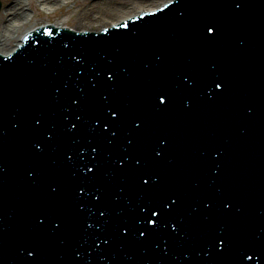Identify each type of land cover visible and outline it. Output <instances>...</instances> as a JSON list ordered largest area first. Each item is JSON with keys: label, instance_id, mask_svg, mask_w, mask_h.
Returning a JSON list of instances; mask_svg holds the SVG:
<instances>
[{"label": "water", "instance_id": "95a60500", "mask_svg": "<svg viewBox=\"0 0 264 264\" xmlns=\"http://www.w3.org/2000/svg\"><path fill=\"white\" fill-rule=\"evenodd\" d=\"M186 1L165 20L130 23L127 36L37 34L0 63V264H167L179 251L169 215L186 214L181 197L219 209L228 190L252 193L240 184L264 162V0ZM185 88L183 105L148 97ZM139 91L145 99L123 110L121 98ZM159 107L156 116H184L145 132L138 123ZM153 130L169 142L165 132L154 146L139 139ZM134 139L143 155L118 147Z\"/></svg>", "mask_w": 264, "mask_h": 264}, {"label": "bare ground", "instance_id": "6f19581e", "mask_svg": "<svg viewBox=\"0 0 264 264\" xmlns=\"http://www.w3.org/2000/svg\"><path fill=\"white\" fill-rule=\"evenodd\" d=\"M152 1L153 0H90L85 3V0H7L0 15V54L8 55L13 53L16 47L20 45L24 31L32 30L39 25L43 26L49 24L48 22L51 21L49 18L41 21L40 17L41 14H43V10L53 13H55L57 9L59 11H71L68 14L70 16H75L76 19L74 22L76 28L74 29L77 31H91L94 29L92 25L104 23L107 18L113 17V15H117L124 11L130 12L138 3L142 4L137 6L136 10L134 9V11L129 14L122 16L121 20L110 22V24H117L125 20V18L128 19L138 11H152L160 6L158 3L154 7L148 6L152 4ZM167 1L168 0H163L162 4ZM69 4H72L74 9L67 7ZM27 8L32 14L26 12ZM56 20L53 22V26L64 27L67 25L66 20L62 19V16L57 21ZM83 25H85V28H83ZM106 25L108 26L109 23ZM97 29H99V27H97Z\"/></svg>", "mask_w": 264, "mask_h": 264}, {"label": "rangeland", "instance_id": "374dc122", "mask_svg": "<svg viewBox=\"0 0 264 264\" xmlns=\"http://www.w3.org/2000/svg\"><path fill=\"white\" fill-rule=\"evenodd\" d=\"M88 1H90V0H85V3H87ZM92 1H94V0H92ZM95 1H97V0H95ZM165 1V0H164ZM6 2H7V0H0V4H1V7H0V15H1V13H2V11H3V8L5 7V4H6ZM162 3L163 2V0H153L152 1V4H146V5H148V6H152V7H154V6H156L157 5V3ZM142 4V3H141ZM140 3H138V4H136V6L134 7V8H132V10L130 11V12H132V11H134V9L136 10L137 9V6H139V5H141ZM69 8H73L74 9V6H72V4L69 6ZM28 14H32L31 13V11L30 10H28V8H27V11H26ZM71 11H67V10H61V11H59L58 9L55 11V13H53V12H51V11H47V10H43V14H41V21H43L44 19H46V18H49L50 20H51V22H55V20L57 19H59V18H61V16H62V19H64V20H66V24H67V26H69L70 28H76L75 27V16H70L68 13H70ZM129 11H124V12H122V13H119V14H117V15H113V17H110V18H107L106 19V21H104L105 23H104V25H106L108 22H114L115 20H118V19H120V18H122V16H125V15H127V14H129L130 13ZM53 13V14H52ZM64 16V17H63ZM69 16V17H68ZM56 20V21H57ZM96 26H98V25H96ZM107 26V25H106ZM87 27V26H86ZM83 28H85V25H83Z\"/></svg>", "mask_w": 264, "mask_h": 264}, {"label": "snow or ice", "instance_id": "6c2138e0", "mask_svg": "<svg viewBox=\"0 0 264 264\" xmlns=\"http://www.w3.org/2000/svg\"><path fill=\"white\" fill-rule=\"evenodd\" d=\"M237 7H239L238 4H237ZM209 30H211V29H209ZM215 87H216L217 89H219V88L221 87V84L216 83V84H215ZM159 99H160V104H164V103H165V99L163 98V96H160ZM112 114H113V116L116 115L115 112H113ZM77 119L79 120L80 118L77 117ZM38 123H39V121H38ZM72 127L74 128L75 125H73ZM71 130H72V129L70 128L69 131H71ZM113 135H115V133H113ZM109 143H111V141H109ZM35 147H38V145H35ZM93 151L95 152L96 149H93ZM156 155L159 156V155H160V152L157 151ZM92 167L95 168L96 165L93 164ZM91 170H92V168H89V169H88V171H91ZM145 183H147V182H145ZM79 191L83 192L84 189L82 188V189H80ZM97 199H99V197H97ZM225 207H227V205H225ZM100 215H101V216H106L107 213H106V211L104 210V211H102V212L100 213ZM159 215H160V212H159L158 210H156V209H152V210H151V216H156V217H158ZM146 223H147V224H150V225H155V226H157L158 221H157V220L154 221V220H152V219L147 218V219H146ZM172 224H173V223H172ZM93 226H94V225H93L92 223H88V228H92ZM173 227H174V228L176 227L175 224H173ZM140 235L143 236V235H144V232H143V231L140 232ZM217 238H218V237H217ZM105 243H107V241H105ZM221 243H223V242L221 241ZM28 255L31 256L32 253L29 252ZM248 259H251V257H248Z\"/></svg>", "mask_w": 264, "mask_h": 264}]
</instances>
